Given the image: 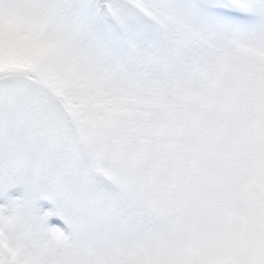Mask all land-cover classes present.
I'll use <instances>...</instances> for the list:
<instances>
[{"label": "snow or ice", "instance_id": "1", "mask_svg": "<svg viewBox=\"0 0 264 264\" xmlns=\"http://www.w3.org/2000/svg\"><path fill=\"white\" fill-rule=\"evenodd\" d=\"M0 264H264V0H0Z\"/></svg>", "mask_w": 264, "mask_h": 264}]
</instances>
